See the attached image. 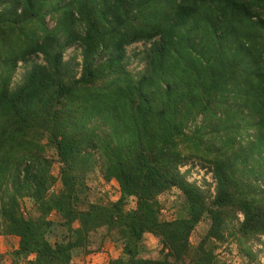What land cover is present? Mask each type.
<instances>
[{
    "label": "trees",
    "instance_id": "trees-1",
    "mask_svg": "<svg viewBox=\"0 0 264 264\" xmlns=\"http://www.w3.org/2000/svg\"><path fill=\"white\" fill-rule=\"evenodd\" d=\"M73 46L79 62L64 58ZM190 160L210 169L213 191L180 171ZM95 166L117 200H90ZM172 189L165 219L158 196ZM97 233L95 250L106 238L121 247L109 264H224L231 244L259 264L264 0H0V235L18 238L12 264H70Z\"/></svg>",
    "mask_w": 264,
    "mask_h": 264
},
{
    "label": "rangeland",
    "instance_id": "rangeland-1",
    "mask_svg": "<svg viewBox=\"0 0 264 264\" xmlns=\"http://www.w3.org/2000/svg\"><path fill=\"white\" fill-rule=\"evenodd\" d=\"M45 21L48 23L47 24L48 26H51V21L48 16H45ZM143 48L144 45L141 44L140 42L134 43L126 47L129 54L141 50ZM72 56H76L75 59L76 62H79L81 60L80 49L78 47L73 46L64 52L65 59H68ZM129 68L132 71H137L142 68V65L138 64L137 60L134 59L132 60V63L129 66ZM24 70H25L24 65L20 64L19 67L17 68L16 73H14L13 75L12 78L13 82L18 81L21 78ZM47 156H49L53 160L52 173L56 176L58 173L59 164L53 150H48ZM180 171L182 173H187L186 176L189 181L195 182L201 187H205V188L209 187L210 190L213 191L214 180L212 178V173L210 172V169L208 167H203L199 161L190 160L188 164L180 167ZM85 184L87 185L88 196L91 201H101V200L115 201L119 197L117 183L114 180L105 181L101 176L98 166H95L87 173ZM176 199L178 200L179 196L176 190L174 189L164 192L158 196V200L163 204V209L161 210V214L165 219L175 218L176 208L174 207V203L176 202ZM23 206H24V211H26V209L33 211L29 199L27 198L24 199ZM134 207H135V198L130 197L127 200V203L125 204V208L128 210ZM239 217L241 218V215ZM50 218L54 219L55 216L51 215ZM74 226H76V224H74ZM206 228H207V224L205 223H201L196 226L190 238L192 244H195L200 239V236L205 232ZM57 234L58 233L56 231L53 233V236L51 237L52 241L55 240ZM99 237H100V233H97L96 235H93L91 237V239L93 240L91 247L94 250L99 242L98 241ZM261 239L264 241V236L261 237ZM17 243H18V238L15 236L0 235V255H1L0 264H12V251L16 249ZM143 243L146 247V251L144 253L145 257L157 256L160 247L157 237L153 236L150 233H146L143 236ZM120 248L121 247L118 243H115L110 239L106 238L103 240V244L100 246V248L98 250L93 251L92 253L94 254L98 252H107V256H108L107 261H104V263H100V264H105V262L109 263L111 259L116 258L120 255L121 253ZM251 248H252L251 250L255 252L261 248V245L252 244ZM218 252H219V259L222 262H224V264H243V262L245 261L244 258L245 255H241L239 253L235 244H231L229 248L222 246L220 249H218ZM84 256L75 255L72 258V261L75 258L80 259V257H82L84 262L81 264H86L87 262H85ZM29 258H33V256H30ZM259 261H260L259 264L264 263V251L259 253ZM20 264H26V263L21 262Z\"/></svg>",
    "mask_w": 264,
    "mask_h": 264
},
{
    "label": "crops",
    "instance_id": "crops-1",
    "mask_svg": "<svg viewBox=\"0 0 264 264\" xmlns=\"http://www.w3.org/2000/svg\"><path fill=\"white\" fill-rule=\"evenodd\" d=\"M80 257V259H74L73 261H71V264H81L83 263V258ZM85 262H87L86 264H100V263H104V261H107L108 256H107V252H98V253H91L89 255H85L84 256ZM114 259V258H113ZM91 261V262H89ZM109 264L108 262H105V264Z\"/></svg>",
    "mask_w": 264,
    "mask_h": 264
}]
</instances>
